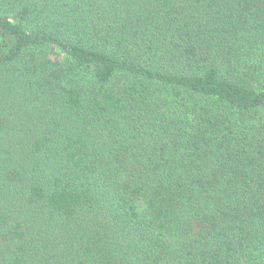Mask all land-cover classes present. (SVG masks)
<instances>
[{
  "label": "trees",
  "instance_id": "1",
  "mask_svg": "<svg viewBox=\"0 0 264 264\" xmlns=\"http://www.w3.org/2000/svg\"><path fill=\"white\" fill-rule=\"evenodd\" d=\"M264 0H0V264H262Z\"/></svg>",
  "mask_w": 264,
  "mask_h": 264
},
{
  "label": "rangeland",
  "instance_id": "2",
  "mask_svg": "<svg viewBox=\"0 0 264 264\" xmlns=\"http://www.w3.org/2000/svg\"><path fill=\"white\" fill-rule=\"evenodd\" d=\"M262 264H264V260L262 261Z\"/></svg>",
  "mask_w": 264,
  "mask_h": 264
}]
</instances>
